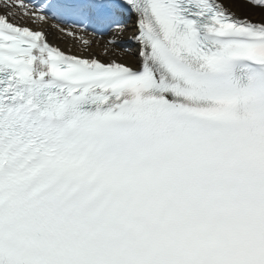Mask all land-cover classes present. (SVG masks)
I'll return each instance as SVG.
<instances>
[{"label": "snow or ice", "instance_id": "1", "mask_svg": "<svg viewBox=\"0 0 264 264\" xmlns=\"http://www.w3.org/2000/svg\"><path fill=\"white\" fill-rule=\"evenodd\" d=\"M0 264H264V0H0Z\"/></svg>", "mask_w": 264, "mask_h": 264}, {"label": "bare ground", "instance_id": "2", "mask_svg": "<svg viewBox=\"0 0 264 264\" xmlns=\"http://www.w3.org/2000/svg\"><path fill=\"white\" fill-rule=\"evenodd\" d=\"M234 10L238 11V12H241V9L240 8H235ZM252 17L254 19H259L260 18V11L259 10H255L251 13ZM63 46H64V42H60ZM69 43H70V38H69ZM99 50V49H97Z\"/></svg>", "mask_w": 264, "mask_h": 264}]
</instances>
